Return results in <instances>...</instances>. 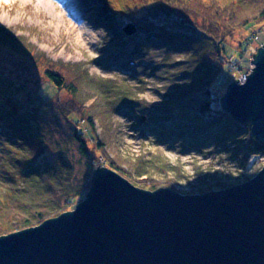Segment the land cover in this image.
Listing matches in <instances>:
<instances>
[{"label":"trees","instance_id":"trees-1","mask_svg":"<svg viewBox=\"0 0 264 264\" xmlns=\"http://www.w3.org/2000/svg\"><path fill=\"white\" fill-rule=\"evenodd\" d=\"M99 1L105 4L109 0ZM162 2L161 6H143L139 15L133 10L130 17L128 13L118 16L113 8L104 7L114 25L102 51L106 64L113 53L126 49L130 54H142L150 48H161L183 56L180 62L164 64L171 69L181 67L178 81L184 84L175 85L164 95L157 115L156 107L141 109L139 118L141 114L151 115L144 123L139 119L136 129L143 138L152 135L156 145L177 143L184 151L209 145L217 150L229 141L236 145L235 153L244 155V161L263 155L264 145L252 137L250 123L239 124L221 111L217 93L220 78L229 71L226 47L231 46L239 28L247 30L264 19V0H231L226 5L220 0ZM132 6L140 9L139 4ZM127 24L135 26L133 34L123 32ZM0 41L16 52L30 53L29 44L11 36V32L0 30ZM44 75L53 89L78 93L74 82L60 75L57 68L48 65ZM21 92L20 83L0 72V237L72 210L87 194L99 158H103V166L141 189L160 188L141 178L150 180V175L163 169L161 165L151 159L133 165L118 156L109 157L105 155L106 142L92 135L95 125L104 126L110 116L108 103L106 112L98 113L99 102L104 100L113 106L124 98L122 95L107 100L103 93H96L95 102L83 108L85 116L80 108L65 111L61 118L57 115L56 125L48 126L42 123L40 100H27ZM80 123L89 131L81 129Z\"/></svg>","mask_w":264,"mask_h":264},{"label":"rangeland","instance_id":"rangeland-1","mask_svg":"<svg viewBox=\"0 0 264 264\" xmlns=\"http://www.w3.org/2000/svg\"><path fill=\"white\" fill-rule=\"evenodd\" d=\"M63 1L57 0V11L53 6L55 0H0V30L21 38L29 44L30 51L16 52L0 41V72L20 83L25 99L40 100L43 124L54 126L63 112L78 108L85 116L87 111L83 108L95 102L96 93H103V98L107 100L122 95L124 98L113 106L104 100L99 102L98 113L103 115L108 103L110 116L104 126L101 123L95 125L92 135L106 142L105 155L109 157L118 156L133 165L151 159L163 168L150 175V180L145 177L141 180L182 195H192L223 189L224 185L229 187L244 183L260 171L264 166V154L254 160L252 157L258 155L250 156L244 161V155L235 153L233 149L236 145H230L229 141L217 150L209 145L202 150L184 151L177 143L156 145L152 135L143 138L140 130L136 129L138 121L144 123L151 115L141 114L139 118L141 109L156 107L154 112L157 115L161 112L159 105L164 102V95L171 93L175 85L184 84V81H178L181 67L171 69L164 64V61L180 62L183 56L166 53L161 48H150L142 54H130L126 49L113 53L106 64V60L101 58L102 51L112 37L114 25L110 23L112 17L106 16L104 11L108 6L118 16L123 14L126 17L128 13L130 17L131 11L139 15L143 13V6H161L163 0H109L105 4L99 0ZM220 1L226 5L231 0ZM134 4H139L140 9L135 10ZM127 7L132 10H127ZM60 11L66 16L61 17ZM84 25L93 31L104 30L99 36L100 44L87 33L81 37L84 43H77L79 30L76 28ZM236 33L231 46L226 47L229 71L220 78L219 96L223 95L231 81L249 73L253 67V57L264 44V19L247 30L239 28ZM48 65L57 68L65 79L73 81L78 93L53 89L44 75ZM45 103L47 107H44ZM119 107L122 108L117 109ZM78 117H81L80 114ZM79 127L88 130L86 124L80 123ZM96 160L94 169L103 167V158Z\"/></svg>","mask_w":264,"mask_h":264},{"label":"water","instance_id":"water-1","mask_svg":"<svg viewBox=\"0 0 264 264\" xmlns=\"http://www.w3.org/2000/svg\"><path fill=\"white\" fill-rule=\"evenodd\" d=\"M252 65L219 107L264 145V44ZM0 264H264V166L244 183L192 195L141 189L99 167L73 210L1 236Z\"/></svg>","mask_w":264,"mask_h":264},{"label":"clouds","instance_id":"clouds-1","mask_svg":"<svg viewBox=\"0 0 264 264\" xmlns=\"http://www.w3.org/2000/svg\"><path fill=\"white\" fill-rule=\"evenodd\" d=\"M87 33L88 35L91 36L92 40H94L97 44H100V39L99 36L103 35L104 30L103 29H98L93 31L89 26L84 25L82 26V31L78 34L77 37V43L83 44L84 41L81 39Z\"/></svg>","mask_w":264,"mask_h":264},{"label":"bare ground","instance_id":"bare-ground-1","mask_svg":"<svg viewBox=\"0 0 264 264\" xmlns=\"http://www.w3.org/2000/svg\"><path fill=\"white\" fill-rule=\"evenodd\" d=\"M43 1H44V2H45V1H50V2H52L53 0H43ZM61 2H65V1L61 0ZM55 3H56V4L53 3L54 9L57 10V11H59L58 9H56L57 6L59 5V4L57 3V0H55ZM60 12H61V11H60ZM65 16H66V14L61 12V17H65ZM72 19H73V18H72ZM72 27L75 28V26H73V25H72ZM76 29L79 30V33L82 31V27H81V28H78V27H77Z\"/></svg>","mask_w":264,"mask_h":264},{"label":"built area","instance_id":"built-area-1","mask_svg":"<svg viewBox=\"0 0 264 264\" xmlns=\"http://www.w3.org/2000/svg\"><path fill=\"white\" fill-rule=\"evenodd\" d=\"M235 68H239V66L238 67H235ZM233 69H234V67H233ZM248 73H245V74H243L242 76H240V78L238 79L240 82H243L244 80H245V77H246V75H247ZM222 83V82H221ZM253 158V160L254 159H256V158H259V156H253L252 157ZM252 160V161H253Z\"/></svg>","mask_w":264,"mask_h":264}]
</instances>
